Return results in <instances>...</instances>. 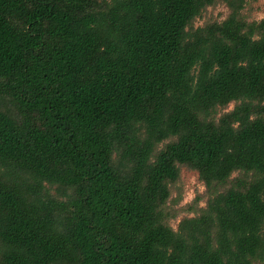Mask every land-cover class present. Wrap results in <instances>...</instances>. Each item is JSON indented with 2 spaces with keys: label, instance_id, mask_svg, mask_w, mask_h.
<instances>
[{
  "label": "trees",
  "instance_id": "16d2710c",
  "mask_svg": "<svg viewBox=\"0 0 264 264\" xmlns=\"http://www.w3.org/2000/svg\"><path fill=\"white\" fill-rule=\"evenodd\" d=\"M250 4L0 0V264H264ZM182 169L205 202L173 228Z\"/></svg>",
  "mask_w": 264,
  "mask_h": 264
},
{
  "label": "rangeland",
  "instance_id": "374dc122",
  "mask_svg": "<svg viewBox=\"0 0 264 264\" xmlns=\"http://www.w3.org/2000/svg\"><path fill=\"white\" fill-rule=\"evenodd\" d=\"M263 0H251V7L247 8L246 15L250 20H260L264 19V13L260 12V7ZM228 11L223 5H217L215 7H210L204 13L201 19L196 20L195 26H202L208 21H222L227 16ZM233 106L230 105L229 109ZM204 186L198 180L197 174L195 172L182 169L180 174L179 182L171 188V200L170 205L173 210H180L178 217L170 222L173 228H176L177 222L183 217H190L189 214L183 210L186 205H189L197 195H201L203 198ZM205 199H201L199 207L204 206Z\"/></svg>",
  "mask_w": 264,
  "mask_h": 264
}]
</instances>
